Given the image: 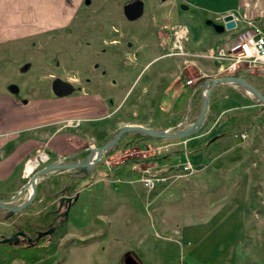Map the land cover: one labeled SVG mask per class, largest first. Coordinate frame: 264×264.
<instances>
[{"label":"rangeland","instance_id":"obj_1","mask_svg":"<svg viewBox=\"0 0 264 264\" xmlns=\"http://www.w3.org/2000/svg\"><path fill=\"white\" fill-rule=\"evenodd\" d=\"M130 1L133 0H93L90 8L94 14L87 11L89 15L79 18L78 23L70 29L32 36L20 42L9 43L4 48L0 46V89L17 90V94L25 98L46 91L56 96L53 84L57 79H61L76 89L75 95L100 92L106 98L110 109L115 110L104 120L93 123L99 127L92 134L97 137L99 143H107L121 127L125 126L120 122L121 120L155 124L158 128L154 130L158 131L173 132L188 127L201 112L202 90L199 89L201 91H198L196 97L194 95L190 100L186 98V103L184 98L188 93L179 97L178 84L185 80L187 83V79L192 78L196 82L195 86L201 82L204 85L212 75H236L225 70L216 71V68H224L225 62L208 58L198 60L187 47L188 38L194 49L198 45L199 49L207 51L210 47L215 49L224 43V36L228 31L225 34L217 32L208 24L209 20H205L208 16L207 10H203L202 7L205 0H194L187 8L182 0H143L144 14L134 21L129 20L123 11L124 5ZM231 1L233 0H208L207 3H210L209 6L214 9ZM261 25L264 27V20ZM181 26L188 30L187 39H181L183 31L179 38ZM180 45L183 46L182 50L178 47ZM166 60L175 61L170 75L161 68ZM240 73L264 94V69H246ZM208 74L211 76L209 77ZM174 78H177L174 87L168 89ZM222 84L210 111L208 107L204 123L195 134L183 138H157L134 131L126 135L121 146L117 147V143L108 148L96 164L99 165L96 173L100 174V170L112 172L120 162L122 164L134 160L136 165L132 172L120 180L89 178L87 181L89 184L83 187L79 199L69 212L66 224H63V233L61 229H57L51 238L49 236L53 239L49 247L43 243L42 248H32L34 254L42 255V259L34 264H86V259L101 261L104 251H107L105 253L110 261H107V264H114V254L124 250L127 253L129 249H136L144 264H227L230 259L220 257L217 227L207 226V233L201 238L191 235L192 239H189L182 236V230L179 232L175 230L182 226L181 220L167 223L165 228L154 212V206L158 201L169 206V213L180 212L182 218L189 217L192 221L206 213L209 218L214 213L210 208H196V204L193 203H203L208 206L224 197V200H233L234 203L238 201L240 204L246 199L243 193L245 186L240 185L242 187L236 195H233L236 187H232V182L240 183L242 179L245 182L248 178L247 169L256 171L246 156V140L241 142L240 137L235 139L242 143L240 145L243 148L242 152L231 160L227 156L224 157L221 164L224 168L217 166L215 162L210 168L202 169V163L195 159L196 156L192 158L180 156L181 150L186 151V147L203 148L207 139V141L213 140L220 135V137L224 136L225 140L216 143L214 147L210 145L208 150V154L218 156L230 147L228 142L230 137L235 133L240 135L243 131L251 135L254 132L257 139L254 149L262 148L264 102L236 83ZM37 99L39 98L36 96L28 101L35 102ZM61 103L62 107H67L66 109L74 105L71 101ZM168 114L170 116L160 125L161 122L158 121ZM82 118L83 116H62L66 124L74 127L82 124ZM172 122L176 124L171 126ZM91 123L86 121L83 125ZM108 128L110 129L107 131ZM202 133H205L202 137L194 139L196 145L190 146L192 137ZM162 155H167L163 163L154 161L156 156ZM43 157L45 158V155ZM187 160L192 162L195 169L190 177L173 181V178H169L166 174L169 178L166 183L158 184L153 189H148L141 180L144 170L150 166L155 170L162 165L183 164ZM209 161L210 158L207 159V163ZM34 162L36 161L29 162L27 166L24 164L25 171ZM50 162L55 161L50 159L49 162L36 166L33 172L27 175L25 186L21 189L22 199L25 200L29 193L30 176ZM96 166L90 170V173ZM258 170L257 173L255 172L257 175L250 178L247 183L248 196L252 197L254 202L264 203V162ZM70 171L81 175L88 172H81L78 168L58 169L39 177L38 182L50 175L55 177ZM128 191L133 196L139 195L132 198L135 200L131 201L134 203L133 206L129 204L127 197H124ZM154 193H162L157 201L151 198ZM109 200L115 204L113 207L119 206L120 202L123 204L128 202L126 209L118 211L121 214L120 222L122 221L123 224L120 229L113 227L111 220L103 225L97 223L100 221L96 219L98 214L110 210L107 205ZM13 201L15 199L10 203L13 204ZM189 203L192 205L187 209L186 205ZM234 203L229 205L230 208L234 207ZM163 209L162 211L167 214L168 209L166 207ZM38 212H33L34 214L28 212L25 217H34ZM22 216L20 213L14 216L8 210L0 208V239L2 236H11L18 230L19 225L25 220ZM228 223L231 221L227 219L223 221V225ZM68 230L79 235H86L92 230L93 234L102 237L96 238L98 243L89 248L87 254L86 250L83 251L84 253L78 251L80 248H77L76 236H66ZM79 235L77 237H80ZM140 235L149 237L137 248L136 239ZM21 251L22 248L16 244L1 243L0 259L8 260L5 264H29L17 258L12 261V256ZM240 260L242 264L248 262L246 257H240ZM120 262L119 264H124L122 260ZM234 262L233 259V264ZM251 263H254V260ZM260 264H263L262 259Z\"/></svg>","mask_w":264,"mask_h":264},{"label":"crops","instance_id":"obj_2","mask_svg":"<svg viewBox=\"0 0 264 264\" xmlns=\"http://www.w3.org/2000/svg\"><path fill=\"white\" fill-rule=\"evenodd\" d=\"M92 1L93 0H0V46L4 48L9 43L12 44L14 42H20L23 41V39L31 38L32 36L58 32L62 29H70L71 26H74L78 23L79 18L89 15L88 12L92 15L94 14V11H92L90 8ZM207 1L208 0H205V3L202 4L203 10H207L206 13L208 14L205 20H212L218 24H223V17L230 13L234 14L235 18H238L236 28L232 30L225 29L222 31L224 34L226 31H228V33H226L224 36V43L220 44L216 48L220 46H229L233 43L237 35L245 30L246 26L243 20L246 16L254 17L258 24L262 26L261 23L264 20V0H233L227 4L225 3V5L221 7H216L214 9H211L209 6L210 3H207ZM182 2L187 8V6H191V3H193L194 0H182ZM262 28L264 29L263 26ZM187 47L189 50H191V52H193L192 54H195L198 60L207 59L202 55L206 54L211 49H214V47H210L207 51L204 49L201 50L198 48V45H196V49H194L190 44L189 38ZM174 63V60H166V62L161 65L162 71L165 70V73L170 75L172 73L171 70L174 68ZM220 70L222 71L223 68H216V71L220 72ZM179 71L181 72L180 69ZM173 74L172 76L174 77L176 74ZM238 75L244 76L242 73H239ZM172 76L170 77L172 78ZM208 76L210 77L211 75L208 74ZM216 76L212 75L210 78H215ZM177 78L179 79V77ZM177 78H174L171 81L168 89L174 87ZM201 83L203 84V82ZM180 84H178L180 87L178 92L179 97L184 96L185 93H188V95H186L184 98L185 101L186 98H189L190 100V98H192L194 95L196 97L198 91L200 92L202 90H199L200 88L198 86L200 84H196V86L188 85L186 80L185 82L182 81ZM220 85L223 84H217L215 89H219ZM74 89L66 96H58L57 94L54 96L51 95L52 93L46 91V93L43 92L38 95L36 94L29 98L19 96L17 91L0 89V199L7 200L12 198L23 188V186H25V161L30 156L35 155L39 150H46L52 161L65 160L66 162H74L79 161L81 158L79 156L89 148L104 144L97 142V137L95 138L94 135H92L99 129V127L93 123L102 121L105 117H109L115 109H110V105L108 104L106 98H104L100 92L96 91L93 93H86L85 95H75ZM36 96L39 99L35 100V102L28 101V99L30 100V98H34ZM67 101H71L74 103V105L70 106L68 109H66L67 107H62L61 102L64 103ZM63 115L66 117H70V115L76 117L83 116V122L78 127L68 125L62 119ZM169 116L170 115L168 114L167 116L163 117L158 121V123L161 122V125ZM86 121H90L92 123L90 125H83V123ZM120 122H122L124 125H143L151 129L158 128L155 126V124L147 125L142 121L121 120ZM109 129L110 128H108L107 131ZM243 132H241L240 135L235 133L234 136L230 137L228 141L230 142V147L218 156L208 154L210 146L206 147V149L202 147L196 149H190L186 147V151L181 150L180 156H190L191 158L192 156H196L195 159H198L199 162L202 163V169L210 168L211 164H215V162L217 163V166H221L224 157L227 156L228 159L231 160L232 157L237 156L240 152H242L241 149L243 148L240 145L242 144L241 142H243V140H246V156L252 163V166L256 168L255 172L257 173V170L259 167L261 168L264 162V144H262V148L254 149L257 140L255 138L256 135L254 132L253 135L246 132L247 137L243 138ZM204 134L205 133L193 136L190 146L196 145V140L194 139H199V137H202ZM239 137L241 138V142H237L238 140L235 141V139H239ZM223 140H225L224 136L219 137L217 142L211 144L212 147H214L218 142L222 143ZM199 141L200 140H198L197 143H199ZM208 158L211 159L209 163H207ZM154 161L157 160L154 159ZM162 161L164 160L157 162L161 163ZM119 164H121V162ZM135 165L136 164L132 165V170ZM72 171L67 174H77H73ZM255 172L253 170L247 169L248 178L245 180V182L243 179L240 181L241 184L238 183V181L232 182V187H236V192L232 190L234 191L233 195H236L238 191H240V188L242 187L240 185L245 186L243 193L246 199L240 204L238 201H235L234 203L233 200H224V197H221L220 200L215 201L208 206L203 203H193L196 204V208L213 209L214 213L213 215L211 214L209 218L207 217L206 213L204 216L191 221V218L189 217L188 219L182 218L180 212L169 213V206L157 201L162 193H154L151 195L153 201H157V204L154 206V212L158 216V220L164 225L165 228H167V223L171 224V222L175 220H181L182 229L180 227L175 230L178 232L182 230V236L189 239H192L190 237L191 235L201 238L207 233V226L217 227V240L220 244V257L230 259L227 264H233V259L235 260L234 264H242L240 257H246V262L248 258V262L246 264H260L261 259L263 260L264 264V203L262 201L254 202L252 201V197L248 196L249 187L247 183L250 181V178H254L257 175ZM90 178H95L94 174ZM96 178L102 180L113 179L100 178L99 175ZM258 179L260 180L259 177ZM115 180H120V178ZM87 181L83 183V185H88L89 182ZM71 186H73V184ZM82 189L78 190L80 192L79 197L81 195ZM257 192L259 191L257 190ZM127 193L128 194H125L124 197H127L129 204L133 206L134 203L131 201L135 200L132 198H135L139 195L133 196L129 191ZM22 198L23 196L19 195V197L16 199L21 201ZM128 202H125L124 204L120 202L119 206L113 207L115 204H112L113 202L109 200L107 205H109L108 208H110V210L107 213H99L96 219L100 221L97 223L103 225L106 221L110 222L111 220V222H113V227L120 229L123 224L122 221L120 222L121 214L120 212L118 213V211L121 209H126ZM75 203L72 204L70 210ZM232 203H234V207L230 208L229 205H232ZM103 205H105V203ZM191 205L192 204L190 203L187 204L186 208L190 209ZM165 207L168 209H166L167 214L162 211V209ZM232 209H234V211H232ZM129 216L131 218V212L129 213ZM226 219L227 221L230 220L231 223L223 225V221ZM68 235L76 236L75 240L78 242L77 248H80V250L77 248L74 249L80 252H83L84 250L87 252L89 248L98 243L96 238L102 237V235L93 234L92 230H89L86 235L74 234L68 230L66 236ZM78 235L80 237H77ZM147 237L149 236L140 235L136 239L137 248L141 246L144 240L148 239ZM105 252L107 251H104L101 261H89L86 259V264H107L109 257ZM125 252V250L118 251L114 254V264L121 263V260L124 263L126 254H132L141 264H144L143 260L138 256L136 249H129L127 253ZM88 253L89 252H87V254ZM252 260H254V263H251Z\"/></svg>","mask_w":264,"mask_h":264},{"label":"water","instance_id":"obj_3","mask_svg":"<svg viewBox=\"0 0 264 264\" xmlns=\"http://www.w3.org/2000/svg\"><path fill=\"white\" fill-rule=\"evenodd\" d=\"M144 6L145 5H144L143 0H133V1L127 2L124 5L123 11H124L125 16L129 20L134 21L140 18L144 14ZM223 21H224L223 24H218L212 20H209L208 24L212 25L217 32H222L225 29L232 30L236 28L237 26V21L235 19L234 14L232 13L226 14L223 18ZM219 83H236L244 87L245 89L246 87H248L249 90L246 89L247 91L252 92L261 101L264 102V94L260 92V90H258L253 84H251L248 80H246L242 76L233 75V76H224L220 78H213L210 81V86H209L207 93L203 97L201 112L198 118L194 122H192L188 127L182 130H179V131L169 132V131L154 130L149 127H145L143 125H125L121 127L120 130L116 133V135L104 145L99 146V147L89 148L87 150L88 155L81 161H75V162L55 161L39 169L37 172H35L31 176L29 180L28 184L30 183L32 184V192L29 193L28 198L23 203L12 204L10 203V200L0 199V208L8 210L10 214H14L16 212H19L25 209L27 206H29L33 202L37 194L38 178L49 172H52L58 169L59 170H71L75 168L80 169L81 172H84V171L90 172V170L93 169L94 166H96V164L98 163V161L102 158L104 152L108 148L116 145L120 141V139L127 133L135 131V132H141V133H144V134H147L153 137H157V138H183V137H188V136L195 134L201 128L202 124L204 123L207 110L209 107L210 96L212 94V91L216 87V85ZM53 87L58 96H66L70 94L74 89V87L70 83L62 81L61 79H57L54 82ZM95 150L98 152V154L95 157V159L92 161L91 159L92 154H93V151ZM64 192H65V189H62L61 191L58 192V194H61ZM79 194L80 192L78 191L74 195L63 194L58 198V207L54 212H59V214L54 219L53 222H55L57 218L60 217L61 219H60L59 226H62L65 223V221L68 220L70 207L72 206L73 203H75L78 200ZM56 229H57V226L52 223V225L47 230L40 231L37 237L34 239V241H33V238L28 236L24 230L18 229L11 236H8V237L2 236L0 239V244L1 243L18 244L21 239H24L23 241L29 242L30 245H34L42 237H45V236L52 237ZM124 263L125 264H141L138 261V259L135 258L132 254H126V257L124 258Z\"/></svg>","mask_w":264,"mask_h":264},{"label":"built area","instance_id":"obj_4","mask_svg":"<svg viewBox=\"0 0 264 264\" xmlns=\"http://www.w3.org/2000/svg\"><path fill=\"white\" fill-rule=\"evenodd\" d=\"M238 18H236V21ZM245 30L237 35L236 39L229 46H220L217 49H211L206 54H203L205 58L217 60L219 62H225L223 70L228 73H236L238 75L241 71L246 69L260 68L264 69V29L258 24L254 17H245ZM181 31L184 34L181 39H187V29L186 27L181 26ZM179 32V31H178ZM181 39H178L179 42H182ZM181 50L183 46H178ZM187 53V52H186ZM242 76V75H240ZM221 77V76H216ZM244 77V76H242ZM211 78L207 79L203 84H200L198 87L202 89V95L204 96L210 85ZM194 79H188V85H195ZM243 137L246 134H242ZM45 155V158L43 157ZM49 154L46 150H39L35 155L30 156L25 161V166L27 163L35 160L38 162L37 167L43 165L50 160ZM61 160H57V162ZM169 166V165H168ZM167 165H162L159 169H153V166L148 167L144 170L141 180L144 182V185L148 189H153L158 184H165L169 178H173V181L178 180L179 178H187L192 173H194V165L190 160H187L183 164H176L168 167ZM25 168V167H24ZM25 172V169H24ZM169 178H167V175Z\"/></svg>","mask_w":264,"mask_h":264},{"label":"trees","instance_id":"obj_5","mask_svg":"<svg viewBox=\"0 0 264 264\" xmlns=\"http://www.w3.org/2000/svg\"><path fill=\"white\" fill-rule=\"evenodd\" d=\"M258 89V88H257ZM259 90V89H258ZM218 89L214 88L212 91V94L209 99V111L211 110L214 102L215 95L217 93ZM262 92V91H260ZM176 122H172L171 125H175ZM241 133V132H240ZM128 134V133H127ZM125 134L120 141L117 144V147L122 145L123 140L127 137ZM152 137V136H150ZM220 137V135H219ZM215 138L213 140L206 141L205 147L210 146L212 143L217 142L218 138ZM188 150V149H187ZM184 151V150H183ZM88 155V151L83 152L79 157L83 158ZM166 155L162 156H156L157 161H161L166 159ZM153 159V158H151ZM136 161H129L125 162L122 164L116 165L115 169L110 172L107 170H100V174L96 173L97 169L99 168V165L95 167L92 173H85V174H78V175H72V174H67V173H62L59 176L51 177L48 176L47 178L42 179L40 182L37 184V194L33 200V202L27 206L25 209L14 213L13 215H18L19 213L23 215V223L19 225L18 229L24 230L28 236L35 238V235H37L40 231L48 229L52 225L53 217L54 214L52 211L57 208V196L58 192L61 191L63 188L66 186H70V192L71 194H74L76 191L82 189L83 187H86L87 184H84L87 179L90 178V175L94 174V177H99L101 178H113V179H119L122 177L127 176L132 172V165H134ZM73 184V186H71ZM82 187V188H81ZM22 203V202H20ZM39 211V212H38ZM28 212H38L34 215V217L28 218L25 217V214ZM34 214V213H33ZM13 217V216H12ZM67 222V220H66ZM65 222V223H66ZM56 224V223H55ZM58 224V223H57ZM56 224V225H57ZM65 225V224H64ZM63 226H58L57 229H61V233H63L64 229ZM56 229V230H57ZM56 232V231H55ZM53 239H49V236L42 237L38 242H36L34 245L28 244H16L17 246H20L23 251L14 254L12 256V261L14 258L21 259L22 261L29 263V264H34L42 259V255H37L33 253L32 248H42L41 244L45 243L47 245L46 247H49L51 245V242ZM8 260L6 259H0V264H5Z\"/></svg>","mask_w":264,"mask_h":264},{"label":"flooded vegetation","instance_id":"obj_6","mask_svg":"<svg viewBox=\"0 0 264 264\" xmlns=\"http://www.w3.org/2000/svg\"><path fill=\"white\" fill-rule=\"evenodd\" d=\"M74 90H76V89H74ZM67 188V189H66ZM63 189H65V192L64 193H61V194H58V196H57V199H56V202H57V207H58V198L61 196V195H63V194H69V195H72L71 194V192H70V186H66L65 188H63ZM57 209V208H56ZM56 209H54L53 211H52V213L54 214V217H53V221H54V219L58 216V214H59V212H54ZM60 217H58L57 218V220L55 221V222H53L52 221V223L54 224V225H56L57 223V225L59 226V223H60ZM56 223V224H55ZM56 225V226H57ZM57 226V227H58ZM33 238V237H32ZM51 238V237H50ZM49 238V239H50ZM34 239L35 238H33V241H34ZM24 239H21L20 241H19V243L18 244H28L29 242H26V241H23Z\"/></svg>","mask_w":264,"mask_h":264},{"label":"bare ground","instance_id":"obj_7","mask_svg":"<svg viewBox=\"0 0 264 264\" xmlns=\"http://www.w3.org/2000/svg\"><path fill=\"white\" fill-rule=\"evenodd\" d=\"M181 35H182V31L179 33V38L181 37ZM246 89L249 90L248 87H246ZM97 154H98V152H97L96 150L93 151L92 158H91L92 161L95 159V157H96ZM37 165H38V162H37V161L34 162V163H32V164L26 169V174H27V175L31 174V173L33 172V170L36 168ZM28 189H29V193H31V192H32V184H31V183L28 185Z\"/></svg>","mask_w":264,"mask_h":264}]
</instances>
